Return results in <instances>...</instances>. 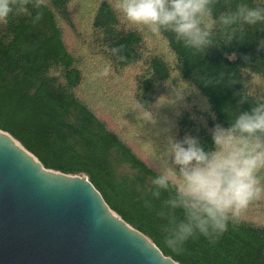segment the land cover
Wrapping results in <instances>:
<instances>
[{
  "label": "trees",
  "instance_id": "trees-1",
  "mask_svg": "<svg viewBox=\"0 0 264 264\" xmlns=\"http://www.w3.org/2000/svg\"><path fill=\"white\" fill-rule=\"evenodd\" d=\"M34 3L0 24V130L44 168L86 175L112 211L173 261L264 264V196L222 234L198 235L176 252L159 215L169 194L154 197L151 184L174 167L169 136L196 137L212 151L217 124L230 127L264 100V24L238 28L230 42L217 25L215 44L194 54L174 33L130 24L116 0ZM239 3L264 7L220 0L214 17Z\"/></svg>",
  "mask_w": 264,
  "mask_h": 264
},
{
  "label": "clouds",
  "instance_id": "clouds-1",
  "mask_svg": "<svg viewBox=\"0 0 264 264\" xmlns=\"http://www.w3.org/2000/svg\"><path fill=\"white\" fill-rule=\"evenodd\" d=\"M32 0H0V24H7L13 13H22ZM220 0H116L115 9L132 25L153 34L171 32L185 48L202 53L213 46L219 29L228 41L244 25L264 24V7L237 4L234 11L214 17ZM45 0H35L42 9ZM42 18L37 11L35 20ZM226 42V43H227ZM264 47V41H261ZM113 49V52H118ZM177 99H182L178 93ZM214 150L205 151L196 137L169 136L166 155L173 168L151 180L152 195L167 192L159 215L167 220L164 243L172 251L198 235L213 239L237 223L254 201L264 196L260 173L264 170V100L240 113L230 127L217 124L211 130ZM182 213L178 218L177 211Z\"/></svg>",
  "mask_w": 264,
  "mask_h": 264
},
{
  "label": "water",
  "instance_id": "water-1",
  "mask_svg": "<svg viewBox=\"0 0 264 264\" xmlns=\"http://www.w3.org/2000/svg\"><path fill=\"white\" fill-rule=\"evenodd\" d=\"M0 264H179L84 174L46 169L0 130Z\"/></svg>",
  "mask_w": 264,
  "mask_h": 264
}]
</instances>
